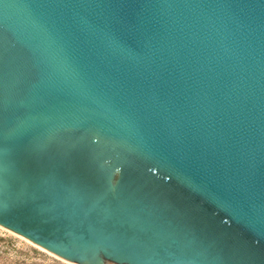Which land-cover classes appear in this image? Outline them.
<instances>
[{
    "label": "water",
    "instance_id": "1",
    "mask_svg": "<svg viewBox=\"0 0 264 264\" xmlns=\"http://www.w3.org/2000/svg\"><path fill=\"white\" fill-rule=\"evenodd\" d=\"M0 226L71 264H264V0H0Z\"/></svg>",
    "mask_w": 264,
    "mask_h": 264
},
{
    "label": "rangeland",
    "instance_id": "2",
    "mask_svg": "<svg viewBox=\"0 0 264 264\" xmlns=\"http://www.w3.org/2000/svg\"><path fill=\"white\" fill-rule=\"evenodd\" d=\"M0 264H71L0 226Z\"/></svg>",
    "mask_w": 264,
    "mask_h": 264
}]
</instances>
